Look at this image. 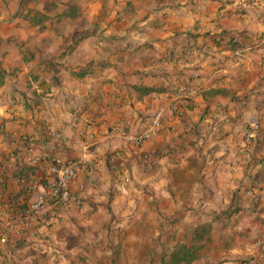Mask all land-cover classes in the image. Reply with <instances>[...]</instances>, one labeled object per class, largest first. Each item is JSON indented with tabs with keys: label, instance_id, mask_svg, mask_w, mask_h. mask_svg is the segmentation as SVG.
I'll use <instances>...</instances> for the list:
<instances>
[{
	"label": "crops",
	"instance_id": "crops-1",
	"mask_svg": "<svg viewBox=\"0 0 264 264\" xmlns=\"http://www.w3.org/2000/svg\"><path fill=\"white\" fill-rule=\"evenodd\" d=\"M0 70V220L52 153L83 204L47 244L81 264H264V0H0Z\"/></svg>",
	"mask_w": 264,
	"mask_h": 264
},
{
	"label": "built area",
	"instance_id": "built-area-1",
	"mask_svg": "<svg viewBox=\"0 0 264 264\" xmlns=\"http://www.w3.org/2000/svg\"><path fill=\"white\" fill-rule=\"evenodd\" d=\"M190 53L188 51V54ZM234 53L235 55H239L241 50L235 49ZM191 89V82L188 79L182 80L177 85V95L179 97H185L190 94ZM168 107L177 117H180L181 111L173 101L170 102ZM163 114L164 111L162 109L155 111L149 117L144 127L141 128L140 132L130 137L129 140L135 146H139L149 140L160 129ZM46 136L51 138L54 135L48 130ZM19 140L32 142L29 136L14 137L9 143L11 146V155L15 156L14 149ZM42 161H44L43 164L45 166L44 172L32 173L29 179L23 176L18 179L24 189L25 198L20 203L14 202L11 208L12 212L16 210L14 214L20 219H26L27 217L35 215L48 203L65 211H78L82 207L83 189L79 188L77 191L73 189L80 161L74 159L63 161L58 154L46 153L43 159L31 158L30 165L38 167ZM238 264H251V261L242 259L238 261Z\"/></svg>",
	"mask_w": 264,
	"mask_h": 264
},
{
	"label": "rangeland",
	"instance_id": "rangeland-1",
	"mask_svg": "<svg viewBox=\"0 0 264 264\" xmlns=\"http://www.w3.org/2000/svg\"><path fill=\"white\" fill-rule=\"evenodd\" d=\"M206 52L207 51H205V53ZM186 79L187 76L182 77V80ZM177 98L181 99L183 97ZM185 99L188 98L185 96ZM91 147L92 146L88 147V149ZM86 163L89 167L88 171H93L91 173L93 175L96 171V163L94 161ZM80 164H82V161ZM11 205H13L11 202L6 205L4 219L0 220V223L3 224L0 225V249L4 246L6 255H8L5 259L6 264H81V261L74 256L76 255L75 253H69V257L67 255L68 253L65 254V252H62L60 247L52 246L50 243V245L47 244L49 241L48 232L54 228L52 219L59 220L55 227L58 228L57 231H62L65 227L60 220L66 218L65 215H67V212L71 211L56 208L51 203H48L35 215L27 217L26 219H20L12 212ZM70 227V230H74V228L79 229V226L76 225L75 222L74 226ZM39 235L42 236L37 237ZM72 239H77V237H72ZM37 240L43 241V244L51 248L48 249L47 247H43L46 250L41 249L38 244L37 246L35 245ZM23 244L26 245L22 247Z\"/></svg>",
	"mask_w": 264,
	"mask_h": 264
},
{
	"label": "trees",
	"instance_id": "trees-1",
	"mask_svg": "<svg viewBox=\"0 0 264 264\" xmlns=\"http://www.w3.org/2000/svg\"><path fill=\"white\" fill-rule=\"evenodd\" d=\"M3 76H4V72H2L1 70H0V85L2 84V78H3ZM13 212H16V210H14ZM15 216H17V215H15Z\"/></svg>",
	"mask_w": 264,
	"mask_h": 264
}]
</instances>
